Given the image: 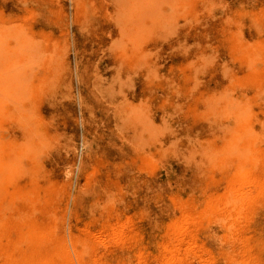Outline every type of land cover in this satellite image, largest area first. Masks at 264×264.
<instances>
[{"label": "rangeland", "instance_id": "obj_1", "mask_svg": "<svg viewBox=\"0 0 264 264\" xmlns=\"http://www.w3.org/2000/svg\"><path fill=\"white\" fill-rule=\"evenodd\" d=\"M0 264H264V0H0Z\"/></svg>", "mask_w": 264, "mask_h": 264}, {"label": "bare ground", "instance_id": "obj_2", "mask_svg": "<svg viewBox=\"0 0 264 264\" xmlns=\"http://www.w3.org/2000/svg\"><path fill=\"white\" fill-rule=\"evenodd\" d=\"M197 58H198V57H197ZM247 107H248V106H247ZM248 144H250V143H248ZM248 144L245 143L244 145L246 146V145H248ZM238 146H239V145H238ZM248 147H250V146H248ZM248 147H247V148H248ZM238 148H239V147H238ZM238 148H237V149H238ZM247 148H246V149L244 148V149L247 151ZM237 149H236V150H237ZM234 150H235V149H234ZM236 150H235V151H236ZM239 150H240V149H239ZM249 151H250V148H249ZM231 152H234V151H231ZM236 152H238V150H237ZM249 153H250V152H249ZM247 154H248V151H247ZM240 155H241V156L243 155V157H244V154H240ZM245 158L247 159V157H245ZM243 162H244V161H243ZM245 162H246V160H245ZM244 182H245V181H244ZM240 183H241V182H240ZM238 184H239V183H238ZM234 186H235V185H234ZM240 186H241V185H240ZM240 186H238V187L235 186V187H234V190L236 191V193H237V191H238L237 188H239ZM236 187H237V188H236ZM228 188H229V187H228ZM231 188H232V186H231ZM231 188H230V189H231ZM240 188H241V187H240ZM244 189H245V188H244ZM231 190H233V189H231ZM235 191H231V193H232V192H235ZM239 191H240V190H239ZM250 192H251V191H250ZM231 193H229V194H231ZM236 193H234V194H236ZM240 193H241V194H245V193L242 192V191H240ZM229 194H228V195H229ZM234 194H232V198H233V195H234ZM241 194H237L238 197H240ZM228 195H227V196H228ZM237 195H236L235 197H237ZM239 195H240V196H239ZM229 196H231V195H229ZM243 196H244V195H243ZM247 196H248V198L250 197L248 194H247ZM247 196H246V197H247ZM238 197H237V198H238ZM237 198H235V199H237ZM241 198H243V197H241ZM241 198H240V201H238L239 198L237 199L238 202L235 201V202H236V205H237V203H239V202L241 203ZM250 198H251V197H250ZM228 199H231V197H228ZM233 199H234V198H233ZM233 199H231V200H233ZM244 199H245V196H244ZM228 201H229V200H228ZM228 201H227V202H228ZM229 202H230V201H229ZM229 202H228V204H229ZM231 202H232V201H231ZM246 202H248V201H246ZM243 203H244V202H243ZM228 204H227V206H228ZM231 204H232V203H231ZM241 204H242V203H241ZM246 204H247V203H246ZM236 205H234V206H236ZM239 205H240V204H239ZM244 205H245V204H244ZM244 205L242 204V206H241V205H240V206L243 207ZM247 206H248V205H247ZM241 207H239V208H241ZM239 208H238V209H239ZM239 210H240V209H239ZM241 210H242V209H241Z\"/></svg>", "mask_w": 264, "mask_h": 264}]
</instances>
